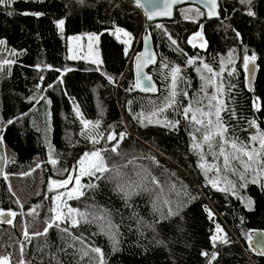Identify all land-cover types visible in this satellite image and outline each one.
<instances>
[{
  "label": "trees",
  "instance_id": "obj_1",
  "mask_svg": "<svg viewBox=\"0 0 264 264\" xmlns=\"http://www.w3.org/2000/svg\"><path fill=\"white\" fill-rule=\"evenodd\" d=\"M248 7L239 0H220V18L206 20L190 11L198 6L187 4L176 8L170 21L147 23L141 9L128 0H15L0 6V41L4 42L0 61H14L0 67V157H6V161L0 159V210L17 213L12 224L0 223V256H8L10 264H19L21 259L25 264H96L91 248L98 247L105 264H264V256L255 254L248 244L251 230H264V180L249 182L243 190L236 182L237 196L218 191L198 167L200 159L192 149L187 122L169 129L142 126L133 118L168 95L169 70L174 66L185 77L180 88L190 97L202 98L203 81L196 71L202 68L200 61L219 71L220 59L234 49V63L226 66L222 81H217L223 84L220 100L226 110L221 117L228 136L246 142L256 134L251 121L264 130V0H252L254 16L247 15ZM61 19L63 32L56 27ZM201 24L206 44L193 47L188 41ZM116 28L130 33L132 49L126 51L114 34ZM145 29L158 55L157 64L149 70L159 87L154 95L129 91L134 86L131 55L135 47L134 54L140 50ZM85 33L98 35V62L68 58L67 38ZM245 55H255L258 65L251 88L246 83ZM189 58L196 63L187 65ZM231 67L235 71L228 75ZM212 88L207 89L209 95L214 93ZM77 107L83 119L100 121L96 131L104 138L99 143L93 145L80 135L83 125ZM168 115L173 120L179 117ZM8 120L14 123L7 124ZM109 133L116 139L108 141ZM121 133L125 134L122 141ZM117 141L114 153L110 150ZM49 145L59 161L55 168L47 162ZM91 151H101L110 171L101 179L82 177L84 195L66 199V204L93 222L81 221L78 227L58 222L59 227L48 229L46 235H31L26 240L25 228L30 234L42 233L53 216L50 209L58 202L53 197L63 188L48 191L50 180H64L79 158ZM141 166L159 178L165 188L163 198L157 199L159 190L154 186L152 192L141 191L127 201L123 198L119 186L138 179L134 171ZM171 184L175 192H168ZM241 192L246 194L245 203L237 198ZM33 209L34 214L28 215ZM108 221L118 241L115 247L107 234ZM217 224L229 243L217 242L213 247L210 237ZM64 228L72 235L61 231ZM203 252L216 253V259L210 261Z\"/></svg>",
  "mask_w": 264,
  "mask_h": 264
},
{
  "label": "snow or ice",
  "instance_id": "obj_2",
  "mask_svg": "<svg viewBox=\"0 0 264 264\" xmlns=\"http://www.w3.org/2000/svg\"><path fill=\"white\" fill-rule=\"evenodd\" d=\"M15 0H0V6H9L14 3ZM82 2V0H81ZM183 0H163V7L156 12H151L147 14V18L149 20L153 19L157 15L169 16L171 14L172 5L181 3ZM239 2L248 7L247 15L254 16L255 13L251 10L250 5L252 4V0H239ZM137 6H140V0H135ZM202 3L207 7V15L209 18L213 16H218V0H202ZM195 11L196 16L204 15L203 12L199 8L190 10ZM27 14V13H25ZM39 15V14H37ZM187 19H193L192 17L186 16ZM64 20L61 19L56 22V27L63 32ZM159 27V25H158ZM202 27L201 31H198L193 35V37L188 41L190 44H193V47H196V44L193 41L198 38L202 40ZM115 33L117 35V39H120V33H123V36L131 39L130 33L116 28ZM237 36L239 37V33L237 32ZM98 39V37L89 36V40ZM73 39L79 40L80 37H74ZM171 43L173 45L177 44V41L172 39L169 36ZM122 43H128L126 40H122ZM3 41H0V44H3ZM203 44H206V41H202ZM89 53L91 52V44L88 46ZM127 51V49H126ZM235 50H230L227 53L226 57H222L219 61V71L213 69L209 64L200 61L201 67H197L196 71L201 73V80L203 84L201 85L200 91L203 93L202 98H194L190 97L189 93L186 89L180 88V84L185 82V77L181 74V68L179 66H174L169 70L170 75V88L168 91V95L164 97L163 101L159 104L152 102V108L149 111H141L140 113L133 114V118L137 119L142 126H147V124H155L161 127H167L169 129H176L181 124V119H170L169 112L173 114L179 115L183 121L187 122V125L190 127L191 131L189 135L192 139V149L199 156L200 162L198 167L202 170L206 180L218 191H222L225 193L231 192L233 195L235 193V184L228 179L227 173L231 172L233 175H238L240 181L242 182L240 187L246 188L247 184L253 183H261L264 180V130H261L258 125L255 124L254 121L249 122L250 125L256 128V134L250 137L249 142H241L238 138L230 139L228 136V127L225 125L221 112L225 111V105L220 100V96L223 94V84L222 82L218 83L217 81H222L223 74L226 71V66L234 63ZM70 59H75V56L69 57ZM87 58V57H84ZM137 60V80L133 86V89H129L132 91L134 89H139L143 92H152L155 93L157 91L156 86L152 83V79L150 76L142 75V68L148 63H155L154 54H150L146 59L141 60V56L136 57ZM256 60V56L252 55L251 57L245 55L243 57V66L246 70L249 69V64L254 63ZM94 63L96 61H93ZM14 63V61L3 60L0 61V67L2 65H7ZM196 63V59L189 58L187 60V65L192 66ZM163 67L165 69L169 68L168 64H164ZM235 69H232L228 72V75H232ZM207 73V75H205ZM169 75H166V79H169ZM43 79V78H41ZM111 80V78H109ZM147 81V84H145ZM214 87L215 92L209 95L207 89L209 87ZM179 97H183V100L188 101V103L184 104ZM43 99V97H41ZM204 99H207L208 103L204 104ZM39 103V101H37ZM49 103H51L49 101ZM26 115V114H25ZM50 115V114H49ZM76 115L80 118V123L83 125L82 131L80 133L85 139H87L93 145L100 142V139H103V133H99L96 129L100 126V121L92 122L86 119H83L79 109H76ZM7 124L14 123L13 120H8ZM89 125H91V129H89ZM124 133L120 134V141L124 139ZM108 141H113L116 139V135L114 133H109L106 137ZM218 141V142H217ZM3 142V137L0 136V143ZM119 145V141L117 144L110 150L112 152H117ZM212 156V163H209L207 160V156ZM222 158V161H221ZM0 159H4L6 161V157H0ZM149 159L155 162L154 157H149ZM217 161H221L220 163H216ZM54 168L59 163L58 159L53 156L51 146L49 145V158L47 161ZM128 163H133V161H129ZM36 167H40L37 164ZM35 171V169H32ZM64 171L68 172V169H64ZM110 171L108 164L106 163L105 157L102 155L101 151H91L85 152L77 161V167L74 168L69 175L62 181L50 180L48 184V191H58L59 189H66L65 193H59L53 197L54 201H59L60 203H56L50 211L53 213V216L47 222V226L44 228L42 233H32L30 234L27 231V228L24 229L23 235L26 240H30L31 235H46L48 229L53 226L59 227L58 222H64L70 224V227H78L81 221L86 223H91L84 213H81L78 209H73L68 207L66 204V200L62 199V197H66V199H79L84 195L82 188L84 185L81 184V179L84 176H95L97 179L104 178L103 174ZM76 173L73 175L72 173ZM214 173V175L209 176V173ZM100 174L99 176L97 174ZM251 173V179H248V174ZM31 173H24V175H30ZM134 174L138 179H129L125 185L119 186V191L121 192L123 198L127 201L131 199L133 195L139 194L141 191L152 192L155 189L159 191L155 192L157 199H161L165 196V188L161 184L159 178L153 176L151 172L143 168L136 169ZM4 179L7 180L8 176L4 175ZM72 183L73 187L68 188V185ZM223 183L224 187H219V185ZM88 187H95V185H88ZM261 187H264V183H261ZM9 190L11 191V186H9ZM176 186L175 184L169 185L168 192H175ZM179 195V192H176ZM237 198H240L239 196ZM164 203H169L167 199L163 200ZM19 204L20 201L17 200ZM250 203V202H249ZM63 205V207H62ZM23 206L21 205V208ZM38 207V206H37ZM207 210V209H206ZM35 209L30 211L28 215H33ZM209 217H212L211 211H208ZM17 213L9 210L5 212L4 210H0V223H8L12 224L13 219L16 217ZM38 215V213H36ZM11 217L12 219H3V217ZM95 219H103V217H96ZM107 226L109 232V238L113 241V245L118 243L116 240V234L111 232V228L113 227L111 222H107ZM61 231L72 235L69 231V228L61 229ZM223 232V229L220 225H216V235L210 237L212 242V246L216 247L217 242L227 244L229 243L226 234L220 235ZM74 239L79 240V237H74ZM249 241H251V236H249ZM83 243V241H80ZM73 245L69 244V247ZM23 244L20 247L21 257H23ZM91 252L96 254V257L93 259L96 260V264H105L104 254L102 250L98 247L91 248ZM88 252L84 251L83 256H87ZM202 255L209 257L210 261L216 259V253L209 254L207 252H203ZM0 264H10V258L8 256H0ZM19 264H25V261L21 259Z\"/></svg>",
  "mask_w": 264,
  "mask_h": 264
},
{
  "label": "water",
  "instance_id": "obj_3",
  "mask_svg": "<svg viewBox=\"0 0 264 264\" xmlns=\"http://www.w3.org/2000/svg\"><path fill=\"white\" fill-rule=\"evenodd\" d=\"M128 1L135 3V0H128ZM187 4L196 5L199 8H201L203 10V13H204L206 20L220 18V0H218V9H217L218 16H213L211 18L208 17V15H207L208 9L202 3V0H183V2H181V3H177V4L172 5L171 14L169 16L157 15L151 20H149L147 18V14L151 13V12H156L159 9H161L163 7V0H140L139 8L141 9L142 13L144 14L146 22L147 23H154V22L172 20L175 17V9L178 7H181L183 5H187ZM201 26H203V25L202 24L200 25V29H201ZM198 40L200 41L201 39L198 38ZM150 54H154L155 63H148L147 65H145L142 68L141 72H142V75H147V76L151 77L152 83L156 86L157 91H158V88H159L158 84L155 81L153 75L149 72L150 68L154 67L157 64L158 55H157V51L155 49L153 40L151 38V35L148 32V30L145 29L141 34V48L133 56L132 61H131L134 84L137 80V60H136V57L139 55V56H141V60H143V59H146ZM257 67H258V65H257V62L255 60L254 63L249 64L248 70L245 69L246 83H247L248 88H251L253 85V81H254V78H255L256 72H257ZM145 84H147V81H145ZM157 91L155 93H152V92H143V91H140L139 89H134L131 92L132 93H140V94H144V95H154L157 93ZM3 219L7 220V219H11V217L5 216V217H3ZM2 224H5V223H2ZM249 235L251 236V241L248 240V244H249L250 248L252 249V251L259 256H264V230L253 229L250 231Z\"/></svg>",
  "mask_w": 264,
  "mask_h": 264
},
{
  "label": "rangeland",
  "instance_id": "obj_4",
  "mask_svg": "<svg viewBox=\"0 0 264 264\" xmlns=\"http://www.w3.org/2000/svg\"><path fill=\"white\" fill-rule=\"evenodd\" d=\"M181 15H182V13H181ZM180 15V16H181ZM186 18V17H185ZM184 18V19H185ZM180 19H183V15H182V18H180ZM123 30V29H122ZM125 31V30H124ZM114 34H115V36L117 37V35H116V33H115V30H114ZM89 36H92V37H98V35L97 34H90V33H85V34H77V35H72V36H70V37H68L67 38V52H68V58L69 57H72V56H75L76 58L75 59H73V60H77V59H83V60H86V61H89V62H93V61H96V62H98V60H99V54H98V49H97V41H98V39H92V40H89ZM74 37H80V39L79 40H76V39H73ZM120 41H122V40H126V41H128V43H124V45H125V49H132V46H134L133 45V43H132V38L131 39H129L128 37H125V36H123V33H120V39H119ZM89 44H91V52L89 53V48H88V46H89ZM200 46H202V45H204L203 43H200L199 44ZM135 46H137V44L135 45ZM135 49H136V47H135ZM135 49L133 50V53H132V55H131V61H132V56H134L135 54ZM134 54V55H133ZM84 57H87V58H84ZM70 59V58H69ZM233 69V67H231L230 68V71ZM211 91H213V92H215V88L213 87L212 88V90ZM144 95V94H143ZM165 95V94H164ZM178 119H181V122H184L183 120H182V118L179 116L178 117ZM255 134V133H254ZM254 134H252V135H254ZM252 135H250V137L252 136ZM250 137L248 138V140L246 141V142H249V140H250ZM211 156V155H210ZM207 160H208V162L209 163H212L213 162V160H212V156H211V158H209V157H207ZM221 161H222V158H221ZM221 161H217L216 163H220ZM212 175H214V173H209V176H212ZM227 175V177H228V179L229 180H231L234 184H235V186H236V182H237V184H241L242 182L240 181V179H239V177H238V175H233L231 172H229V173H227L226 174ZM248 179L250 180L251 179V173H249L248 174ZM225 185L223 184V183H221L220 185H219V187H224ZM72 187H73V185H72ZM72 187H70V188H72ZM69 188V189H70ZM237 188H238V185H237V187H235V193H236V191H237ZM241 190H243V188H241ZM67 190L66 189H62L61 190V192H59V193H65ZM231 193V192H230ZM228 194V193H227ZM245 194V193H244ZM244 194H243V192H241V194H240V199L242 200V201H244V203L245 202H247L246 200H245V196H244ZM246 195V194H245ZM236 196H237V194H236ZM62 199H64V200H66V197H62ZM57 203H60L59 201L57 202ZM249 203V202H248ZM247 203V205H250V203L248 204ZM62 207H63V205H62ZM221 227V226H220ZM222 228V227H221ZM223 229V228H222ZM225 234V231L223 230V232L222 233H220V235H224ZM214 235H216V228H215V231H214Z\"/></svg>",
  "mask_w": 264,
  "mask_h": 264
},
{
  "label": "flooded vegetation",
  "instance_id": "obj_5",
  "mask_svg": "<svg viewBox=\"0 0 264 264\" xmlns=\"http://www.w3.org/2000/svg\"><path fill=\"white\" fill-rule=\"evenodd\" d=\"M161 22H162V21H161ZM202 28H203V27H202ZM199 30L201 31V29H199ZM199 30H198V31H199ZM192 37H193V35H191L190 38H192ZM193 43H194V44H200V43H202V40L199 41V40L197 39V40L193 41Z\"/></svg>",
  "mask_w": 264,
  "mask_h": 264
},
{
  "label": "built area",
  "instance_id": "obj_6",
  "mask_svg": "<svg viewBox=\"0 0 264 264\" xmlns=\"http://www.w3.org/2000/svg\"><path fill=\"white\" fill-rule=\"evenodd\" d=\"M132 6H133L135 9H137L136 7L139 8V6H137L136 3H133V2H132ZM139 9H140V8H139Z\"/></svg>",
  "mask_w": 264,
  "mask_h": 264
}]
</instances>
